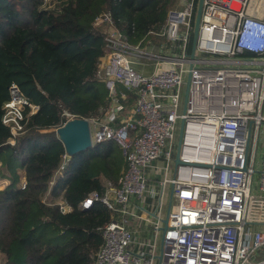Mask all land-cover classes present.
<instances>
[{
    "label": "built area",
    "instance_id": "1",
    "mask_svg": "<svg viewBox=\"0 0 264 264\" xmlns=\"http://www.w3.org/2000/svg\"><path fill=\"white\" fill-rule=\"evenodd\" d=\"M197 1L176 0L168 9L160 30L148 36L160 43H131L108 13L93 21L106 25L96 76L109 107L104 116L86 118L91 142L115 141L127 164L116 183L106 181L79 205L101 202L114 216L100 228L93 264H154L155 246L134 240L127 226L128 216L141 219L131 197L143 203L154 195L150 167L163 175L159 201L166 186L172 194L156 264H264V0H203L191 58ZM126 91L135 96L129 109ZM8 96L1 121L10 131L6 143L14 145L37 107L15 83ZM69 157L62 155L48 197ZM254 203L263 217L251 215ZM55 204L62 213L71 210L61 199ZM159 221L152 219L154 231Z\"/></svg>",
    "mask_w": 264,
    "mask_h": 264
},
{
    "label": "trees",
    "instance_id": "2",
    "mask_svg": "<svg viewBox=\"0 0 264 264\" xmlns=\"http://www.w3.org/2000/svg\"><path fill=\"white\" fill-rule=\"evenodd\" d=\"M43 2L0 0V174L11 176L0 190L1 263L93 264L103 241L100 228L114 216L101 202L88 209L79 205L90 192L101 193L106 181L116 183L127 164L115 141L96 143L69 157L48 197L65 153L53 130L66 121L63 110L94 118L109 107L106 86L96 76L106 51V25H94L95 17L110 14L131 43L144 44L150 32L160 30L176 0ZM11 83L37 107L14 145L6 143L10 131L1 121ZM126 93L132 103L135 96ZM60 199L70 211L59 210Z\"/></svg>",
    "mask_w": 264,
    "mask_h": 264
},
{
    "label": "water",
    "instance_id": "3",
    "mask_svg": "<svg viewBox=\"0 0 264 264\" xmlns=\"http://www.w3.org/2000/svg\"><path fill=\"white\" fill-rule=\"evenodd\" d=\"M202 2L203 0L197 1L196 13H195V20H194V28L192 34V42H191V50H190V57H194V50H195V42L198 35V28L202 10ZM187 93V89L185 91ZM59 140L61 141L64 151L68 156H72L79 152H82L90 147H92L91 137H90V128H89V121L86 118L82 117H75L72 119L67 120L63 125L53 130ZM181 138V131L178 136V143H177V152L175 155L174 163H180L178 159V150H179V142ZM172 203V194L170 191L169 202L167 207V213L162 220V227L161 231H164L167 227L168 221V211Z\"/></svg>",
    "mask_w": 264,
    "mask_h": 264
},
{
    "label": "crops",
    "instance_id": "4",
    "mask_svg": "<svg viewBox=\"0 0 264 264\" xmlns=\"http://www.w3.org/2000/svg\"><path fill=\"white\" fill-rule=\"evenodd\" d=\"M147 169L146 173L149 177V188L153 194L150 196L147 195L145 199V204L138 202L135 197H131V209L136 213L137 216H140L141 219H135L130 216L127 217V221H130L127 226L133 232L134 240L136 241H147L153 244L156 248V237L160 233V239L162 235L161 227H162V220L164 217L162 216L161 212V202L164 197V192L161 196V202L159 201L160 192L158 193V189L155 186V181L157 177V173L151 169ZM169 190L171 191L170 187ZM165 191V190H164ZM170 196V195H169ZM158 204H160V208H158ZM144 205L146 209H144ZM155 205V206H154ZM154 206V207H153ZM167 213V212H166ZM159 218V228L157 231L153 230V224L151 223L152 219L155 221ZM160 246V244H159ZM133 248H137V245H133Z\"/></svg>",
    "mask_w": 264,
    "mask_h": 264
},
{
    "label": "rangeland",
    "instance_id": "5",
    "mask_svg": "<svg viewBox=\"0 0 264 264\" xmlns=\"http://www.w3.org/2000/svg\"><path fill=\"white\" fill-rule=\"evenodd\" d=\"M54 2H55V0H50L49 1V4L53 5ZM150 40L153 43H160L162 41V38L161 37H158V36H155V35H152V36H150ZM124 104L129 109L132 106L133 102L132 103H128L127 101H125ZM262 144H263V139H261V141H260V145H262ZM0 167H1V165H0ZM1 172H4V171H1L0 170V173ZM155 172L157 173V177H156V181H155V186L158 189V192H160L161 186H160L159 182L161 181L163 175L157 169L155 170ZM257 178H258V173L256 172L253 175L252 194H255L256 193L255 184H256ZM10 179H11V176H7L6 179H3L2 176H1V174H0V190L4 189L8 185V183L10 182ZM169 195H170L169 186H166L165 187V191H164V197H163L162 202H161V212H162V216L163 217L166 215V212H167V207H168V202H169ZM143 204H145V203L143 202ZM257 205H258V203L257 204L254 203L253 204L252 209H251V212H253V214L255 216L261 217V215H262L261 213L262 212L259 210V208L257 207ZM145 206H147V205H144V209H146ZM129 223H130V221H127V224H129ZM155 243H156L155 258L157 260L158 257H159V252H160V246H159V244H160V233L156 237ZM156 260L154 261V264H156ZM1 262H2V255L0 254V264H2Z\"/></svg>",
    "mask_w": 264,
    "mask_h": 264
},
{
    "label": "bare ground",
    "instance_id": "6",
    "mask_svg": "<svg viewBox=\"0 0 264 264\" xmlns=\"http://www.w3.org/2000/svg\"><path fill=\"white\" fill-rule=\"evenodd\" d=\"M259 205V204H258ZM258 205H257V207H258ZM251 215H253L254 217H257V216H255L254 214H253V212H251ZM261 217H263L262 215H261Z\"/></svg>",
    "mask_w": 264,
    "mask_h": 264
}]
</instances>
